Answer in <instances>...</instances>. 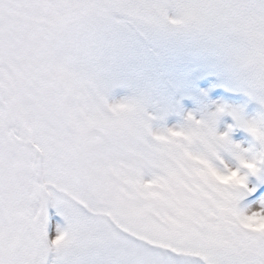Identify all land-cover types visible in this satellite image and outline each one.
Returning <instances> with one entry per match:
<instances>
[{
	"label": "snow or ice",
	"instance_id": "obj_1",
	"mask_svg": "<svg viewBox=\"0 0 264 264\" xmlns=\"http://www.w3.org/2000/svg\"><path fill=\"white\" fill-rule=\"evenodd\" d=\"M177 41L255 115L129 78ZM249 176L264 184V0H0V264H264Z\"/></svg>",
	"mask_w": 264,
	"mask_h": 264
},
{
	"label": "rangeland",
	"instance_id": "obj_2",
	"mask_svg": "<svg viewBox=\"0 0 264 264\" xmlns=\"http://www.w3.org/2000/svg\"><path fill=\"white\" fill-rule=\"evenodd\" d=\"M161 59V70L159 69L157 63L153 64L152 60L146 62L145 67L144 63H142L134 64L126 68V73L132 80L140 83L147 81L154 85L153 96L157 101L166 100L170 103L179 104L185 112L192 111L195 109L196 104L194 106H186L185 104L181 103V99L183 97L190 96V92L194 88V93L196 91L207 92V98L209 102L224 101L230 104L244 105L245 111L249 116L255 115L256 111L258 110L259 106L254 101H249L247 96L245 97L243 94L236 93L239 91L229 90L227 87H225L228 89L226 93H221L220 95L211 97L209 95V91L214 87L213 83L220 80L221 76L213 69L210 57L193 50L183 42L177 41L170 45L167 53L162 55ZM210 74H214V81L212 77L213 75ZM205 75H209L205 78L208 80V82L213 83H207L202 87L198 86L195 83V80L204 77ZM181 85L182 89H180ZM175 90L180 92L178 96L176 95L177 93H174ZM129 91L130 89L128 87H118L114 90V95L116 98H120L124 95H127ZM234 94H239L240 98L236 99ZM179 119L180 116L173 113L166 118V123L171 126L177 123ZM231 123V116L225 114L222 116L218 127L220 131H224L227 125ZM237 130L238 129H234L232 132L233 140V134ZM250 139V136H243L242 138L235 139L234 141L242 142L245 146H247V143ZM249 181L250 184H256L257 187L260 185L255 176H249Z\"/></svg>",
	"mask_w": 264,
	"mask_h": 264
}]
</instances>
